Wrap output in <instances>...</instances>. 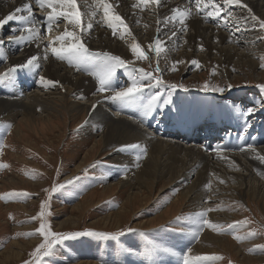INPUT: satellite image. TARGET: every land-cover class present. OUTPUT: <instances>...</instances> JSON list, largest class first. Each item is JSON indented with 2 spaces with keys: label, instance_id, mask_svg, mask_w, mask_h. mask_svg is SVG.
<instances>
[{
  "label": "bare ground",
  "instance_id": "6f19581e",
  "mask_svg": "<svg viewBox=\"0 0 264 264\" xmlns=\"http://www.w3.org/2000/svg\"><path fill=\"white\" fill-rule=\"evenodd\" d=\"M94 1L96 0H77L79 9L82 13V24L84 26L82 30L67 29L68 26L72 28V25L68 24L63 17H60L57 23H55L57 25L53 24L54 26L51 32H46L41 22L51 9L41 10L36 5L35 0H0V18L13 12L17 7H21L26 2L31 3L32 11L37 21L36 27L40 30V39L33 43L21 41L18 44L15 41H8L9 43L13 42L16 44L10 47L8 46L9 43L5 44L8 50L4 49V53L6 57H8L9 64H5L3 69L21 65L31 56L39 57L42 55L46 57L45 59L47 60L48 57L46 55L49 51L47 47L49 40L61 35L65 30L76 31L78 35H81V33L86 35L90 33V36H87L89 46L85 44L87 48L102 52H110L116 49L119 51L117 52L118 55L126 57V50L111 38L112 35L110 36L98 30L99 25L97 24L100 19H96L98 16L96 13L99 11V8L95 10ZM136 1L137 0H106L107 3L113 6L110 14L121 16L124 23L128 25V28L125 29L119 22L114 24L119 25L123 30H127L126 34L131 32L132 35H135L138 29L140 30L147 25L146 20L142 17L140 10L137 8L139 4L136 3ZM216 3L223 8L221 16H223V12L226 14L229 10L234 9V13L232 12L229 17L223 16L216 27L204 24L206 23L205 21H209V23H211V21L210 18L205 19L202 12L199 14L195 12L197 15L194 16L193 5L189 0H161L159 6L152 3L146 4L152 6L150 8L152 17L156 16L157 18V23H154L153 28L156 26V32L159 35H163L161 41L164 42L163 45H166L167 48L175 43L186 44L181 47L184 49L188 48L191 51V53H189L190 51L188 53L193 54V51L196 52L198 47L205 44L206 46H203L205 50L207 48V51L202 52L201 50L198 54V58L203 59L206 55L211 54V50H214L217 54V57L214 56V60H216L218 64H228L236 60V65L238 64L240 67L248 66L251 72H254L257 65L253 62L250 57L251 55L246 54L245 51V54L240 51L237 53L238 50L236 51V49L232 47L233 45L230 46L229 43L231 42L230 38L233 33L239 32L243 34L242 36H245L244 34L249 32L251 33V31L243 30L242 25H245L246 22L252 24H254V22L249 21V15L246 13L245 7L241 5H229L224 3V0H218ZM241 4L247 5V8L251 9V13H253L252 16L256 18L260 17L264 20V0H241ZM189 6H191L192 15L186 21V31L181 30V25L178 22L172 23L166 19L173 15L172 9H183ZM93 12L95 15L92 14ZM100 12H103L102 6ZM101 19H104V15ZM251 20L254 21V19ZM89 23L92 24L91 31L87 28V24ZM96 26L98 27L97 29ZM22 27V22L11 21L8 25L0 29V34L5 32L8 38L11 34H20L18 31L14 32L13 30ZM94 28L95 30H93ZM251 28H254V26ZM220 29L224 30V32L230 30L232 33L227 34L221 32ZM173 32L176 33L174 37L172 36ZM253 32L255 33V31ZM117 34L119 33L117 32ZM139 34H141V32H139ZM146 34L149 35L147 37L143 35V39L141 37H137V39L141 42L149 38L152 39L153 36H155L153 33L150 35V32ZM84 36H81V40L85 39ZM252 37V35L251 37L248 36L249 41ZM210 40H215L217 44L214 47L211 46ZM239 40H241V38L238 39V41ZM196 41H198V44H196ZM193 42H195L194 47ZM239 43H243V41ZM58 44L59 42L53 46H58ZM218 44L220 46H218ZM16 49L21 54L16 57L11 56L12 52ZM169 53L172 56L176 54L180 56L188 55L187 52L183 50ZM231 59L233 60L231 61ZM21 69L22 68L18 70L20 71ZM37 71H39L38 68H28L26 73L19 72L18 74H12V79L10 81L0 80V122H2L0 124L2 128H7L5 127L6 124L11 126L10 133L13 131V136L20 140L22 139L20 125L32 129L38 123L48 124L53 119L59 120L60 117L64 116L70 123H75L74 126L81 125L80 131L82 133L91 137L94 136L90 138L85 137V135L84 137L79 135L82 147L88 148L78 160L79 151L73 153L72 160H77V162H73V168L70 169L72 172L67 174L64 180L71 177L72 174L79 171L83 165H86V163L91 160L90 152L99 151L96 157L106 154L113 164H122L117 163L118 159L121 161L120 155L122 154L121 151H117V149L122 145H141L140 149H132L134 152L132 154V156H134L132 157L133 159H131L128 164L123 165L129 166L127 168L129 171H126L127 175L123 178L121 177L122 179H119L120 182L116 184L99 187L100 193L102 194H109L115 190L120 192L123 195L122 203L117 210L106 215H98L89 225L93 226L100 223L102 226L107 227L110 224H115L114 228L119 229L122 226L120 222L121 218L124 213L126 215L125 211L128 210V208H133L134 205H138L140 209L139 212H141L147 208L153 194L158 195L169 187H180L182 180L185 182L188 181L190 184L172 202L168 210L173 206H183V202L191 200L192 204H196L195 209L200 212L201 209L207 208L203 204V199H208V201H217L220 206L224 205L227 200H232L236 203H243L249 200V202L258 205L261 211L264 212V160L260 159V157H264V109L256 111L251 116H246L237 113L233 108H228L223 104V110L220 113L225 116V121L227 123L221 124L212 120L211 116H207L209 111L212 109L215 110L212 106V102L206 100L205 97L197 96L196 102L188 105L189 109H186L185 105L181 104V102L177 103L173 101L171 105L163 109L157 108L153 113L144 116L143 112L136 106L122 109L118 104L112 105L109 100L105 98L110 95V93L108 94L106 92L101 94L95 92L94 83L90 79L73 74L71 70L65 69L63 65H58L52 61L45 64V68L43 69L44 73L41 74V76L46 80L58 82L56 86L50 85L46 89L40 85V78H38ZM261 76H264L263 72ZM115 84H117V82H115ZM184 96L185 95H182L181 99L184 98ZM81 97H83V99H81ZM93 104L97 105L95 110H92ZM238 112L241 111L239 110ZM193 121L196 123H194L190 129L194 130L193 128H197L194 135L199 139L196 141H186L184 137L180 136L188 137L193 135L186 134L188 131L183 130L188 129L190 126L188 122ZM13 122L16 123L15 126L12 125ZM246 124L251 126L246 128ZM219 125H225L223 129L221 128V130H219L220 132L217 131ZM179 127H181V130ZM224 129H226L225 132ZM177 132L179 133L178 135H176ZM218 132L219 134H217ZM171 136H178L179 139L170 138ZM209 138H213L211 140L213 141L212 143H210ZM21 141H23V139ZM197 141H199V143ZM217 144H227L232 149L244 147V150L224 151L218 156L217 152L212 150ZM249 144L254 147L255 151L246 147V145ZM33 145L36 144L33 143ZM144 148H146V155L142 154V149ZM115 154L117 155L116 157ZM137 154H141V159L139 161L136 160ZM27 180L31 183L21 179L19 175L11 174L1 178V183L3 182L12 186L24 185L31 189H36V187L40 185V183L37 182L32 183L31 179ZM96 189H93L89 194L87 193L82 197L70 212L72 213L74 210L80 215V213L91 204V200L87 201V196L99 190ZM206 190H209L208 192L210 193L206 194ZM127 191L128 193L126 194L125 192ZM94 204L98 205V203ZM7 208L15 209L13 206L9 205ZM27 208L28 207L25 205H19L16 209L26 211ZM71 213L63 220L54 222L57 230H65V228L70 226H77L76 221L79 220L80 216L72 215ZM165 213L166 211H162V213L156 217L162 218ZM233 218L234 215L227 213L221 214V216L212 213L207 217L212 223H227L230 220L233 221ZM134 227L142 228L145 227V225L140 224ZM23 229L27 228L23 227ZM36 241L37 240L33 239L24 242L16 240L11 241L8 246L0 252V264H8L14 260L20 261L23 259L25 252L28 251L31 245ZM199 243L200 244H195L192 248L195 255L201 254V252L226 251L230 256H242L245 262L261 260V258L254 259L246 257L241 247H233L228 238L217 237L206 228L202 231ZM171 259L172 260H165L162 264H178L175 259ZM128 263L134 264V261H128ZM76 264L97 263L77 262Z\"/></svg>",
  "mask_w": 264,
  "mask_h": 264
},
{
  "label": "rangeland",
  "instance_id": "374dc122",
  "mask_svg": "<svg viewBox=\"0 0 264 264\" xmlns=\"http://www.w3.org/2000/svg\"><path fill=\"white\" fill-rule=\"evenodd\" d=\"M136 3L139 4L137 5V8L140 10L142 17L146 20L147 25L140 30L138 29L137 32L135 31V36L134 34L132 35L131 32V35L126 34L127 30H123L117 24L113 25V27H108L107 24H103L105 22L104 19H101V17L104 13L100 12L101 6L94 1L95 10L99 8V11L96 13L98 16L95 18L97 20L100 19L97 24L99 25V28L96 26V29L98 28L100 32H105L110 36L112 35L111 38L115 42H118L126 50L128 57L118 55L117 52L119 51L116 49L108 53L120 56L125 60L133 61L131 67H135L136 69L143 68L146 72H152L154 75L161 77L167 84L183 83L189 90L184 91L182 89H177L173 92L172 100L177 103L181 102V104L185 105L186 109H189L188 105L190 103L196 102L197 96L205 97L206 100L212 102L213 108H217V110H221L222 105L225 104L228 108H233L237 113H242L243 111L246 112L248 107L264 103V91L258 87L259 85L264 84V78H261L264 77L261 76V73H264V68L260 67V65L264 63V28L259 26L260 17L254 21L251 20L253 19V13H251L252 11H248L249 8L245 7L244 9L249 15V21L254 22V24L246 22L245 25L243 24L242 26L243 30L251 31V33L249 32L244 34L246 37L242 36L243 34L241 33L237 34L239 35L238 37L232 34L230 38L231 42L229 43L230 46L233 45L232 47L235 48L236 51L238 50L237 53H239V51L244 53L245 51L246 54L251 55L250 57L257 65L255 70L256 72H251L248 66L240 67L238 64L236 65V60L228 64H218L216 60H214V56L217 57L216 51L214 50H211L210 55H206L203 59H200L198 58V54L201 52V46L197 48L196 52L193 51V54H189L191 51L188 48L184 49L181 47L186 44L175 43L168 46V48L166 45H163L165 47V51L162 52L158 58L155 52L149 48V45L154 43L157 37H159L160 40L163 38V35H159L156 32L157 27L155 26V28H153L154 23H157V18L156 16H153L154 18L152 17V11L150 10L152 6L138 0ZM222 14L224 15L225 12ZM225 16L229 17L230 15ZM218 18L215 19L218 20ZM217 20H212L210 18L211 23H214ZM205 22L209 23V21ZM252 26H254V28H251ZM113 28L116 29V35H113ZM67 29L73 30V26L72 28L68 26ZM91 30L92 29H90V31ZM93 30H95V28ZM138 31L141 32V34H139ZM253 31H255L256 34ZM117 32L119 34H117ZM149 32L150 35H152V33L155 35L152 38L153 40L149 38L140 42L137 39V37H141L143 39V35L144 37H147L149 34L147 35L146 33ZM227 33L229 34L228 31ZM15 35L19 34L16 33ZM88 35L90 36V33H87V35L81 33L80 35L85 37V39H82L81 41L86 45L88 44L87 46H89V42L87 40ZM251 35L253 37L249 41L248 36L251 37ZM7 36L8 35L5 32L0 34V40L4 41L3 49L6 50H8V48L5 44L10 41ZM240 38L241 40L238 41ZM240 41H243V43H239ZM13 42L9 43L8 46L10 47L16 45ZM133 42L141 45L142 50H144L145 54L148 55L149 59H135L130 48V44ZM197 42L198 41H196V44H198ZM194 43L195 42H193V47ZM210 44L214 47L217 42L215 40H210ZM203 45L205 44H202V52L207 51V48L205 50ZM218 46L220 45L218 44ZM88 49L91 52H102L90 48ZM48 50L49 51L46 55L48 57L47 60L44 56H39V71H37L38 78H40L41 74L44 73L43 69L45 68V64L52 61L58 65H63L65 69L71 70L73 74L90 79L94 83V91L96 92L98 81L95 77L89 75L85 71H77L74 67H70L67 61L58 60L49 47ZM182 50L187 52L188 55L180 56L176 54L175 56H172L169 53ZM19 54L21 53H19L16 49L12 52L11 56L16 57ZM4 57H6V54L5 56L0 57V73H5L13 67L11 66L10 68L3 69L5 64H9L8 57H6L7 60ZM157 60H159V72L155 71L157 67ZM181 60L184 61V63H176L175 67L177 70L172 71L171 68L173 63ZM192 60L198 61L200 67L197 68L192 65ZM232 60L233 59H231V61ZM131 67L128 71L123 68L118 70L115 76L116 78H113V82L116 87L126 86L130 83L129 71H131ZM18 69L20 68H17L13 74H18L19 72L26 73L28 68H22L20 71ZM115 82H117V84H115ZM205 82H207L210 86L220 85L225 88V91L223 93H205L200 90L201 86ZM227 85H231L232 87L229 89ZM168 91L169 89L164 85L146 88L144 96L147 98V96L151 94L160 93L161 98L163 99L167 97ZM198 91L201 93H198ZM182 95L185 96L181 99ZM110 102L114 104L112 101ZM239 110L241 112H238ZM15 124L16 123L13 122L12 125L15 126ZM74 124L75 123L72 122L70 123V121L63 116L60 117L59 120L53 119L48 124L38 123L32 129L24 125H20L22 131L21 138L23 141H21L22 139L18 140V138H15L13 136V131L10 133L11 126L6 124L5 127L7 128H2V125L0 124V165L4 166L0 167V252L3 251V249L7 247L11 241L16 240L24 242L32 239L37 240L33 243V245H31L29 250L25 252L23 259L20 261L14 260L8 264H25L26 261L29 262V264H36L37 258L31 256L30 254L43 240V237L36 232V229L39 228L42 220L40 218L33 219V217H39V214L42 211V202L45 204V207L43 208V222H46L53 232L74 233L91 230L113 234L121 231L125 233L117 239H101L98 237L81 236L75 239L64 240L56 246L55 255L44 258L42 264H76L77 262H95L97 264H129L128 261H134V264H162L165 260H172L171 258L175 259L178 264H182L181 257L188 248H191V252L188 253V255L193 258L203 255L222 257V259L206 262V264H264V248L258 247L264 246V212L261 211V208L258 205L249 202V200L243 203H236L235 201L227 200L224 205L220 206L215 200L208 201V199H203V204L207 208L201 209L200 212L211 208L213 211L209 212L208 215L213 213L221 216V214L227 213L234 215L235 218H233V221L230 220L227 223L213 222V224L219 226L215 230L209 228L208 226H204L203 230L206 228L217 237L228 238L233 247H241L242 252L246 257L254 259L261 258L260 261L245 262L244 259H242V256H230V254L226 251L209 253L201 252V254H194L192 248L195 244H200L199 242L203 230L199 231L200 234L198 237H194L191 233L195 231V227L186 221L189 217L198 213L199 210L197 211L195 209L196 204H192L191 200H189L188 202H183V206H173L168 210L172 202L190 184L188 181L185 182L182 180L180 187H169L166 190L164 189L158 195L153 194L149 205L141 212H139L140 209L138 205H134L133 208H128L129 211L126 210V215L124 213V217L122 216L121 218L120 222L122 226L119 229L114 228L115 224H110L107 227L102 226L100 223L93 226L89 225V223L98 215L111 213L112 211L117 210L122 203L123 195L120 192L115 190L109 194H102L100 193L101 191L99 187L120 182L119 179L126 176L129 171L127 169L129 166L123 165L128 164V162L133 159L132 157L134 156H132V154L134 152L132 149L121 151V161L118 159L117 163L122 164H113L111 159L107 157L106 154L96 157L99 151L90 152L89 154L91 160H89L86 165H83L79 171L72 174L71 177L64 180V178L67 177L66 175L72 172L70 169L73 168V162H77V160L82 157L84 151L88 148L82 147L79 135L83 137L85 135V137L90 138L94 137L82 133L80 131L81 125L74 126ZM33 143L36 145H33ZM75 151H79V157L77 160H72L73 153H75ZM116 156L117 155L115 154V157ZM11 174L19 175L21 179L27 182H30L27 179H31L32 183L37 182L40 183V185H38L36 189H31L30 187L24 185L12 186L3 182L1 183V178ZM59 185H63L64 187L60 188ZM53 188H56V190L53 191ZM93 189H96L97 191L87 196V201L91 200L90 206L85 208L80 215L74 210L71 213L70 211L73 209L74 205L87 193L89 194ZM208 191L209 190H206V194L210 193ZM11 193H28L29 195L27 197L11 196ZM125 193L127 194L128 191ZM94 203H98V205ZM8 205L13 206L15 209H8ZM19 205H25L28 208L26 211L16 209ZM162 211H166L164 217H156L160 215ZM70 213L72 215L80 216L79 220L76 221L77 226H70L65 228V230H57L54 222L63 220ZM178 217L181 218L180 221H177ZM140 224H144L145 227H134L135 225L138 226ZM23 227H26L27 229H23ZM128 228L134 229L135 231L128 232ZM181 228L184 229L183 232L180 231ZM250 232H254L255 235L249 237L248 233ZM26 233L34 234L26 236L24 235ZM237 236L241 237V239L237 240L235 238ZM148 240H155L165 246L172 247L179 252L181 256L171 257L163 254H161V256L156 255L154 257L146 256L145 253L149 247L147 244ZM127 249H132L131 255L128 254L126 251ZM194 264H199V262H194Z\"/></svg>",
  "mask_w": 264,
  "mask_h": 264
},
{
  "label": "snow or ice",
  "instance_id": "6c2138e0",
  "mask_svg": "<svg viewBox=\"0 0 264 264\" xmlns=\"http://www.w3.org/2000/svg\"><path fill=\"white\" fill-rule=\"evenodd\" d=\"M142 3H152L157 6L160 5L161 0H141ZM190 3H194L196 5L197 13L200 12L205 13V19L207 18H218L223 11V8L216 3V0H189ZM36 5L41 10L51 9L48 11L46 16L43 18L42 26L45 28L46 32H51L53 28V24L57 23L60 17H63L68 24L73 26V29H83L82 24V13L79 9L77 0H35ZM96 3L103 7L104 12V21L108 27H113L116 22L123 25L125 29L128 28V25L124 23L123 18L119 15H112L111 9L112 5L106 2V0H96ZM224 3L232 5H241L243 7H247V5H242L241 0H224ZM251 12V9H248ZM26 13V14H21ZM173 15L167 17L166 19L169 22L176 23L178 22L181 25V30H187V19H189L192 15L191 9L185 7L183 9L174 8L172 9ZM95 15V13H92ZM254 20L257 19L255 16L252 17ZM11 21H19L23 23V27L20 29H14L13 31H18L19 35H10L8 39L10 41H15L16 43H20L21 41L25 43H33L40 39V30L36 27V18L32 11L31 3H24L21 7H17L13 12L8 15L0 18V29H2L5 25H8ZM259 26L264 28V20L259 21ZM87 28L91 29L92 24H87ZM113 35H116V29L113 28ZM128 35H131L129 32ZM176 35L175 32L172 33L174 37ZM123 38V37H121ZM57 42H59L58 46H53ZM3 40H0V57L5 56L3 49ZM163 41L156 38L154 43L149 45V48L155 52L156 56L159 58L162 52L165 51L163 46ZM51 49V52L55 55L58 60L67 61L70 67H74L77 71H85L89 75L95 77L98 81V87L96 88L97 93H110V95L105 98L111 100L114 104H118L122 109L124 108H132L136 106L140 111L143 112L144 116H148L153 113V111L157 108L163 109L166 106H169L173 103L172 95L177 89H182L184 91H188L189 89L183 84H167L161 77L154 75L152 72H146L143 68L136 69L135 67H131L133 61L125 60L120 56L112 55L108 52H91L86 45L81 41V36L77 34L76 31H68L65 30L61 35L56 36L54 39H50L47 45ZM131 52L136 60H146L149 59L148 55L145 54L144 50H142L141 45L139 43L133 42L130 44ZM201 50L203 47L201 46ZM46 58V57H45ZM39 57L31 56L29 57L25 63L17 66H13L5 73H0V80L10 81L12 79V74L17 70V68H39L38 63ZM176 63H184V61H176L173 63L171 68L172 71H176L175 64ZM191 64L200 67V64L196 60H192ZM131 67V71H129L130 83L126 86L116 87L113 83V78L116 76V73L119 69L123 68L126 71ZM260 67L264 68V63L260 65ZM156 72H159V60H157V67L155 69ZM58 84L57 81L46 80L43 76L40 77V85L45 89L51 86H56ZM166 86L169 91L166 98H161L160 93H155L147 96L145 98L144 92L146 88H152L156 86ZM230 89L232 86L227 85ZM262 91H264V84L258 86ZM201 91L205 93L213 92V93H223L225 91L224 87L220 85H212L210 86L207 82H205L201 88ZM83 99V97H81ZM96 104L92 105V110H95ZM235 107V106H234ZM264 109V103L254 105L248 107L245 112H242L241 115L251 116L258 110ZM251 125L246 124V128ZM247 148L255 151L252 145H246ZM141 145L139 144H130V145H122L117 151H126L128 149H140ZM213 151L217 152L219 156L224 151L230 150H239L243 151L244 147H240L239 149H232L227 144H217ZM142 154L146 155V148L142 149ZM141 159V154L136 155V160L139 161ZM261 160H264V157H260ZM138 166V165H137ZM0 167H4L0 165ZM223 182V181H221ZM60 188H63V185H59ZM56 188H53L55 191ZM11 196H24L27 197L28 193H11ZM45 204L42 202L41 204V213L39 217H33V219L40 218L42 222L39 225V228L36 229V232L39 233L43 240L39 243L33 252L30 254L33 257H36V264H42L44 258L51 257L55 255L56 246L62 243L67 239H75L81 236H90V237H98L101 239H117L119 236H123L125 233L123 231L118 233H105V232H96V231H83V232H74V233H57L51 231L50 226L43 222V208ZM213 211V209L209 208L204 211L196 213L194 216H191L187 219V223L193 225L195 227V231L191 234L194 237H198L199 231L203 230L204 226H208L212 229H217L219 226L211 223L207 219V215L209 212ZM181 218H177V221H180ZM128 232L135 231L134 229L128 228ZM181 232L184 231L183 228L180 229ZM34 233H26L24 235L31 236ZM254 232L248 233V236H254ZM237 240H240L241 237H235ZM148 249L145 253L146 256L154 257L156 255H169V256H181L179 252H177L174 248L165 246L164 244L157 242L155 240H148ZM264 248V246H258ZM129 255L132 254V249L126 250ZM191 252V248H188L187 251L182 255V264H194V262H199V264H206V262H210L213 260L222 259V257L213 256V255H203L197 256L195 258L190 257L188 253ZM25 264H29V262H25Z\"/></svg>",
  "mask_w": 264,
  "mask_h": 264
},
{
  "label": "water",
  "instance_id": "95a60500",
  "mask_svg": "<svg viewBox=\"0 0 264 264\" xmlns=\"http://www.w3.org/2000/svg\"><path fill=\"white\" fill-rule=\"evenodd\" d=\"M198 93H201V92L198 91Z\"/></svg>",
  "mask_w": 264,
  "mask_h": 264
}]
</instances>
